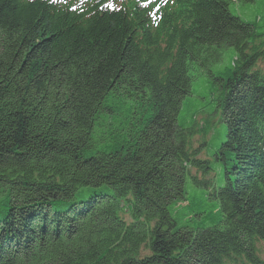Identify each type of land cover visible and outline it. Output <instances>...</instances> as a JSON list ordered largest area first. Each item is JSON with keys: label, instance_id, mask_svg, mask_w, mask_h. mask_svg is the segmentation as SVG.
Segmentation results:
<instances>
[{"label": "trees", "instance_id": "trees-1", "mask_svg": "<svg viewBox=\"0 0 264 264\" xmlns=\"http://www.w3.org/2000/svg\"><path fill=\"white\" fill-rule=\"evenodd\" d=\"M104 1L0 0V264H264V31L229 9L252 0H172L156 25ZM223 46L218 220L180 227L185 173L211 168L177 116Z\"/></svg>", "mask_w": 264, "mask_h": 264}, {"label": "rangeland", "instance_id": "rangeland-1", "mask_svg": "<svg viewBox=\"0 0 264 264\" xmlns=\"http://www.w3.org/2000/svg\"><path fill=\"white\" fill-rule=\"evenodd\" d=\"M229 9L243 21L253 24L256 33H263L264 0L232 1L229 3ZM262 39L263 37L257 38L255 44L260 43ZM236 54L234 47L223 46L217 52L216 58L207 60L205 67L194 64L191 69L193 80L190 93L182 101L177 123L184 129L194 131L188 146L190 150L197 151V158L209 162L211 172L203 175L199 168L190 166L185 173L186 201L173 208L172 214V218L180 227L209 226L218 220V200L210 196L224 185V169L221 161L216 159L215 152L225 140L226 125L219 107L220 87L212 81L208 71L215 76L226 77L233 67ZM259 66L264 68V59L259 62ZM208 180L210 182L206 183ZM93 192L92 188L81 187L75 192L74 199H87ZM200 211L204 213L198 214ZM125 218L128 216L125 215ZM258 246L261 248L259 256L264 262V250L260 243Z\"/></svg>", "mask_w": 264, "mask_h": 264}, {"label": "snow or ice", "instance_id": "snow-or-ice-1", "mask_svg": "<svg viewBox=\"0 0 264 264\" xmlns=\"http://www.w3.org/2000/svg\"><path fill=\"white\" fill-rule=\"evenodd\" d=\"M109 7H111V5H108Z\"/></svg>", "mask_w": 264, "mask_h": 264}]
</instances>
